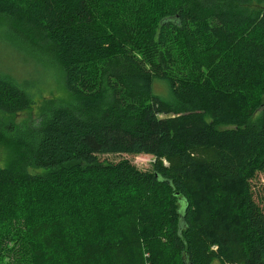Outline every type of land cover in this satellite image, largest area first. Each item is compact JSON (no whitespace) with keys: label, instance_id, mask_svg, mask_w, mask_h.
Masks as SVG:
<instances>
[{"label":"trees","instance_id":"obj_1","mask_svg":"<svg viewBox=\"0 0 264 264\" xmlns=\"http://www.w3.org/2000/svg\"><path fill=\"white\" fill-rule=\"evenodd\" d=\"M252 2L264 4L0 0L10 33L59 64L74 97L24 127L0 123V264L12 239L33 244L28 264H264V9ZM26 83L0 72L2 114L32 106ZM113 153L170 166L101 158ZM47 215L63 225L54 242Z\"/></svg>","mask_w":264,"mask_h":264},{"label":"rangeland","instance_id":"obj_2","mask_svg":"<svg viewBox=\"0 0 264 264\" xmlns=\"http://www.w3.org/2000/svg\"><path fill=\"white\" fill-rule=\"evenodd\" d=\"M245 7L250 10H260L264 9V4L252 2L245 5ZM159 12V8L155 5L152 13L153 21L158 20L157 15ZM0 72L10 74L18 81H28L29 83H26L27 88H29L34 100L29 109L17 115L2 114L0 112L1 124L24 127L29 121L39 119V116L52 106L69 104L74 101V97L66 89L63 68L56 62L47 60L45 56H39L34 49L25 46L20 39L11 34L8 29V21L4 17H0ZM153 88L163 97L169 95V88L163 80L156 79ZM3 144H0V166L7 164L10 152L9 148ZM101 158L113 161L127 158L136 167L149 173H154L158 169L157 167L170 166L168 158L149 154L113 153L102 155ZM27 169L31 173L43 175L49 172V170L37 168L31 159L27 162ZM192 199V203L194 202L199 206L201 202L197 201V197L192 195ZM47 217L48 222L44 239L54 242V239L63 232V225L58 223L52 215H47ZM52 217L53 219H50ZM48 235L53 237L48 238ZM19 247H15L13 239L5 242L3 246V249H5L4 257L1 264H16L17 259L21 264H28L30 258L28 252L33 249V244H27L25 241ZM213 264L220 263L214 261Z\"/></svg>","mask_w":264,"mask_h":264},{"label":"water","instance_id":"obj_3","mask_svg":"<svg viewBox=\"0 0 264 264\" xmlns=\"http://www.w3.org/2000/svg\"><path fill=\"white\" fill-rule=\"evenodd\" d=\"M179 195V193H178ZM179 214H180V220H179V228L182 229V227L185 226V215L188 208V201L185 197H180L179 199ZM190 264V263H187Z\"/></svg>","mask_w":264,"mask_h":264}]
</instances>
